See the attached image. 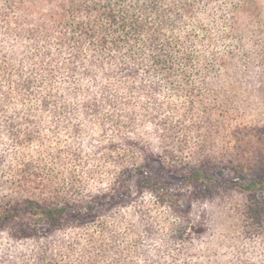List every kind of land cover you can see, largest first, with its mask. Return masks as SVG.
<instances>
[{"label":"trees","instance_id":"1","mask_svg":"<svg viewBox=\"0 0 264 264\" xmlns=\"http://www.w3.org/2000/svg\"><path fill=\"white\" fill-rule=\"evenodd\" d=\"M263 106L264 0H0V264H264Z\"/></svg>","mask_w":264,"mask_h":264},{"label":"rangeland","instance_id":"2","mask_svg":"<svg viewBox=\"0 0 264 264\" xmlns=\"http://www.w3.org/2000/svg\"><path fill=\"white\" fill-rule=\"evenodd\" d=\"M260 109L262 110L253 111L251 113V118L258 117L262 112H264V106L261 107ZM142 168L147 173V176L149 177V179H152L157 173L165 172L166 170L165 167H163L162 164L155 159H149L146 162H144ZM180 174H183V173L181 172ZM181 179H182L181 177L173 178L172 182L176 184V191L174 194L178 200V208H177L178 215L185 216L192 209V203L189 200L190 192L197 190V188L194 187L193 185L182 184ZM139 182H140V179L137 177L135 178L132 177L130 181L128 182V186L130 187L131 200L135 198L136 196ZM122 204H123L122 202H107L105 204H98L95 210L91 213H88L85 209L81 208L80 210H78V211H81L80 217H76L74 215H67L64 220H65V223L71 222L77 219H80L81 221H85V222H90L99 217L104 216L107 212L111 211L112 209ZM262 205L264 207V197H262ZM201 231H202V227L200 224L194 230H192L191 233L198 234Z\"/></svg>","mask_w":264,"mask_h":264}]
</instances>
